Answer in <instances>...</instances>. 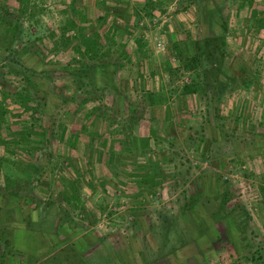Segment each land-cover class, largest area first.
<instances>
[{
	"label": "rangeland",
	"instance_id": "1",
	"mask_svg": "<svg viewBox=\"0 0 264 264\" xmlns=\"http://www.w3.org/2000/svg\"><path fill=\"white\" fill-rule=\"evenodd\" d=\"M39 1L44 6L43 24L57 27L68 0ZM119 1L128 5L124 8L130 26H136L134 16L147 0ZM86 2L93 19L98 8L94 0ZM164 2V13L142 17L134 32L144 30L150 49L143 65L134 53L135 36L117 33L118 40L127 43L130 58H137L127 63L118 79L129 87L138 115L131 123L118 117L121 124L131 126L133 137L129 148L115 144L114 157L102 156L110 145L111 122L93 124L88 117L97 102L87 107L63 103L58 97L65 96L59 72L48 80L32 77L38 97L47 99L54 118L44 124L48 142L37 146L33 156L23 151L22 143L7 148L0 144V264H264V100L260 97L264 77L253 91L233 84L218 109L202 96L183 97L182 86L189 76L169 74L165 66L175 64L170 57L173 42L180 41L194 52L197 7L183 9L181 0ZM252 10L242 0L226 1L224 14L233 48L229 52L236 70L248 67L261 75L264 28L258 20H264V0H255ZM14 26L5 28V38L14 33ZM28 28L23 21L22 44L28 40ZM158 42L163 46L159 48ZM244 45H249L247 52L241 50ZM39 46L40 59L28 56L27 66L40 68L41 54L59 64L70 59L68 51L55 56L47 54L45 44ZM149 92L157 95L155 104L164 98L163 108L148 104ZM113 100L107 95L101 102L106 112ZM9 108L15 114L21 110ZM25 124L27 129L30 122ZM20 126L12 125L11 131ZM70 138H75L74 148ZM2 155L20 163L36 162L37 172H45L44 179L16 185L11 189H18V197H7ZM148 170L154 171V178L151 174L148 184H138ZM72 180L77 186L65 190ZM214 213L218 216L210 219ZM221 216L223 221L217 222ZM200 220L206 222V232L198 237Z\"/></svg>",
	"mask_w": 264,
	"mask_h": 264
},
{
	"label": "trees",
	"instance_id": "2",
	"mask_svg": "<svg viewBox=\"0 0 264 264\" xmlns=\"http://www.w3.org/2000/svg\"><path fill=\"white\" fill-rule=\"evenodd\" d=\"M111 1L94 0V6L98 8V15L90 19L86 0H82V2L68 0L66 6L59 12L60 23L55 27L50 23L43 24L44 6L39 0H15L16 4L13 6L10 0H0V39H2V47H0V144L2 147L7 148L12 143L17 146L22 143L24 144L23 151L33 156L36 154L37 146L48 142L46 137L49 130L47 124H44L50 118H54V114L50 112L47 99L38 97L39 92L33 85L32 77H43L48 80L52 74L56 75L59 72L62 74L61 83H63L65 96L58 95V97L62 99L63 103H80V106L87 107L89 103L95 101L98 105L93 106L88 114L92 123L94 124L98 120L111 122L110 130L113 131L107 133L110 145L108 149L104 150L102 156L104 158L109 155L112 157L115 144L129 148L133 129L131 126L126 127L121 124L118 117H121L124 122L125 120H135L138 108L131 104L127 91L129 87L123 85L124 80H119L118 77L127 63H133L139 58L140 64L143 65L150 57L144 30H141L138 35H134V32L139 28L138 24L142 17L146 16L152 19L156 13H164L162 5L166 2H164L165 0H147L142 10L134 16L137 19L136 26L131 27L130 19L127 18L129 13L127 8H124L128 5H123L119 0L112 2L113 5ZM226 1L181 0L180 4L183 9L194 5L197 7L196 19L199 33L192 39L194 52H189L180 41L173 42L170 57L175 59V64L174 66H165V72L169 74L179 73L189 76L190 81L182 86L181 95L183 97L202 96L208 100L210 106L213 105L214 109H218V105L223 101L233 84L245 90H250L259 84V75L256 72L248 67L236 70L234 59H230L231 54L228 50L230 28L224 14ZM242 1L248 4L251 10L253 9L255 0ZM251 16L256 17V11L252 10ZM23 21L24 24L28 23L30 28L35 30L26 29L28 40L24 44H22L24 41L22 38ZM258 23L260 29L264 28V20L260 19ZM13 25L16 26L14 33L5 38V28L9 29V26ZM120 30L130 36H135L133 40L136 47L134 53L139 57L130 58L127 43L119 41L117 38V32ZM33 38L36 42H33ZM41 44L46 45L47 54L52 53L57 56L68 51L70 59L59 64L49 60V57L45 60L46 54H41L43 58L40 60L42 63L40 68L27 66L24 61L28 56L40 59L39 45ZM13 82L17 85H13ZM107 95H113L114 98L112 107L108 108L109 112H106L105 105L101 103ZM154 96L157 97L152 92L148 93L146 96L148 104L151 107L156 105L163 108L164 95L162 97L158 95L159 100L163 99L162 102H156V104ZM12 105L21 110L15 114L11 111L12 108H9ZM18 117L26 120L19 122L18 119L12 122ZM28 121L30 126L26 129L23 125ZM14 124L21 125V128L12 132ZM6 132L10 134L11 138H6ZM19 133L25 137L23 140L19 138ZM96 136L97 132L95 131L91 136L93 141L91 140L90 147L93 146ZM72 140L73 138H70L69 143L70 147L74 148L75 138L74 141ZM37 167L38 164L32 160L20 163L2 155V172H4L2 175L4 176V187L7 189L6 196L18 197V189H11L16 185L31 184L33 180L41 182L45 172L43 170L37 172ZM144 169L146 170V167ZM147 174L149 177L140 176L142 178H138V184H148V179L151 178V174L154 175V171L148 170ZM153 178L154 176L151 179ZM77 184L72 180L68 185H65V190H68L67 187L77 186ZM66 201L70 202L69 199ZM216 216L218 214L214 213L210 219L216 218ZM217 220V222H221L223 217L221 216ZM200 223L198 232H195L198 237L206 232V222L200 220Z\"/></svg>",
	"mask_w": 264,
	"mask_h": 264
},
{
	"label": "crops",
	"instance_id": "3",
	"mask_svg": "<svg viewBox=\"0 0 264 264\" xmlns=\"http://www.w3.org/2000/svg\"><path fill=\"white\" fill-rule=\"evenodd\" d=\"M124 32V31H123ZM118 33V32H117ZM232 38V37H231ZM233 39V38H232ZM230 41V37L228 38V49H229V51H231V50H233V48H232V44L229 42ZM123 42V41H122ZM247 47H248V49H249V45H244L242 48H241V50L243 49V50H245L246 52L248 51V49H247ZM262 50V49H261ZM255 51H257V50H255ZM263 77H264V72L261 74V75H259V82H262L263 81ZM253 89H254V87H253ZM250 91H253V90H250ZM252 94H254L255 96H256V94H257V92H255V93H253V92H251ZM182 97V96H181ZM180 97V98H181ZM193 97H197V95H195V96H193ZM260 97L261 98H263V100H264V95L262 96V95H260ZM264 103V102H263ZM262 103V104H263Z\"/></svg>",
	"mask_w": 264,
	"mask_h": 264
},
{
	"label": "built area",
	"instance_id": "4",
	"mask_svg": "<svg viewBox=\"0 0 264 264\" xmlns=\"http://www.w3.org/2000/svg\"><path fill=\"white\" fill-rule=\"evenodd\" d=\"M157 45L159 48L163 46V44L161 42L160 43L158 42Z\"/></svg>",
	"mask_w": 264,
	"mask_h": 264
}]
</instances>
